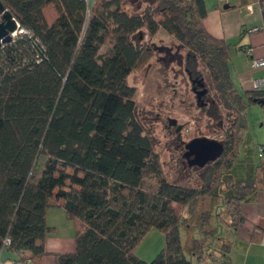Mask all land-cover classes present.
I'll return each mask as SVG.
<instances>
[{"label":"trees","instance_id":"16d2710c","mask_svg":"<svg viewBox=\"0 0 264 264\" xmlns=\"http://www.w3.org/2000/svg\"><path fill=\"white\" fill-rule=\"evenodd\" d=\"M1 1L32 36L0 56V251L44 264L48 209L62 201L76 250L55 253L56 264H229L242 205L264 190V155L254 178L231 174L264 89L236 84L232 45L206 29L205 0ZM160 30L184 48L188 76L208 89L198 105L224 131L221 156L197 166L195 186L169 180L129 81L153 56L146 32ZM210 199L222 210L203 212L201 236L184 244L182 228ZM153 227L165 247L145 261L135 248Z\"/></svg>","mask_w":264,"mask_h":264},{"label":"rangeland","instance_id":"374dc122","mask_svg":"<svg viewBox=\"0 0 264 264\" xmlns=\"http://www.w3.org/2000/svg\"><path fill=\"white\" fill-rule=\"evenodd\" d=\"M144 42L152 46L153 56L129 77L130 84L139 89L138 118L153 137L155 150L169 180L195 186L200 180L201 171L196 165H191L185 156L186 145L197 137L222 140L225 138L224 131L198 105L185 69V50L181 44L164 30L155 36L146 32ZM200 71L207 78V69L202 64ZM248 122L245 142L231 171L239 180L255 177L256 165L260 160L259 147L264 144V125L261 126L264 122L263 107L257 103L251 105ZM153 185L154 181L148 180L146 188L151 189ZM221 210L222 207L214 199L201 204L197 213L189 218L190 227L182 228V242L187 245L195 236H201L194 224H198L203 212L215 215ZM50 214V223L58 226L59 235L74 234L73 224L66 219L60 207L52 208ZM164 247L165 233L153 227L137 244L135 253L145 261H152Z\"/></svg>","mask_w":264,"mask_h":264},{"label":"crops","instance_id":"0c3cea01","mask_svg":"<svg viewBox=\"0 0 264 264\" xmlns=\"http://www.w3.org/2000/svg\"><path fill=\"white\" fill-rule=\"evenodd\" d=\"M256 1L205 0L208 14L204 25L212 35L223 38L232 45V73L236 84L242 90L254 89V81L264 78V67H253L251 57L245 53V48H252L254 57H264V30L253 31V28L263 25V18L260 13L247 9L248 3ZM93 2L94 0H88L89 5ZM263 125L264 122L261 123ZM54 207H60L66 215L62 201L48 209V224L55 227V232L46 240V250L52 254L46 256L44 264H56L55 253H72L76 250L73 221L66 215V219L74 226V234L67 236L59 235L58 226L50 223V213ZM242 212L244 223L228 235L231 244L229 264H264V190L247 199L242 205ZM17 256V253L6 249L2 253V260L9 264Z\"/></svg>","mask_w":264,"mask_h":264},{"label":"water","instance_id":"95a60500","mask_svg":"<svg viewBox=\"0 0 264 264\" xmlns=\"http://www.w3.org/2000/svg\"><path fill=\"white\" fill-rule=\"evenodd\" d=\"M0 40L4 41L10 40L9 33L14 31L17 27L15 20L13 19V15L10 11L5 9L4 4L0 0ZM1 81V76H0ZM200 82L201 90L197 91V99L201 100L202 96L207 93L208 89L205 87V83L202 80H198ZM186 153L185 156L190 159L191 165H196L203 167L207 163L211 161L217 160L223 151V144L215 139H210L208 137H197L192 139L186 145Z\"/></svg>","mask_w":264,"mask_h":264},{"label":"built area","instance_id":"2783aa9c","mask_svg":"<svg viewBox=\"0 0 264 264\" xmlns=\"http://www.w3.org/2000/svg\"><path fill=\"white\" fill-rule=\"evenodd\" d=\"M247 9L250 12L260 13L263 18V25L260 27L253 28V31L264 30V0H257L254 3H248ZM13 19L15 20L17 27L14 31H11L9 33L10 35L9 41H4L3 39L0 40V56L2 54V46L6 42H15L20 37H31L32 36L31 32L28 29L22 27L14 16H13ZM0 20H1V15H0ZM245 53L247 56L251 57V63L253 67H264V57H254L252 48L245 49ZM37 58H38V61H40L39 55H37ZM263 88H264V78L257 79L254 81V89L259 90ZM262 155H264L263 149L259 150V156H262ZM5 244L6 245L9 244V239L5 241ZM4 250H6V247H4L0 251V264H8V263L3 262L2 260V253L4 252ZM9 264H32V261L30 259H27L25 261H20V258L17 257L15 260H12Z\"/></svg>","mask_w":264,"mask_h":264},{"label":"flooded vegetation","instance_id":"af4514ba","mask_svg":"<svg viewBox=\"0 0 264 264\" xmlns=\"http://www.w3.org/2000/svg\"><path fill=\"white\" fill-rule=\"evenodd\" d=\"M189 78H190V80H191V82H192L193 90H194V92H195V94H196L197 91H199V90L202 89V87L200 86V82H198V80H197L196 78H192V77H190V76H189ZM196 95H197V94H196ZM190 159H192V157H191ZM190 159H188V160H190Z\"/></svg>","mask_w":264,"mask_h":264}]
</instances>
